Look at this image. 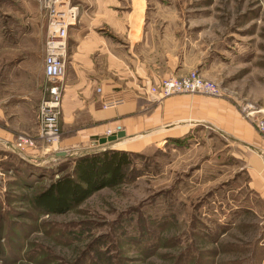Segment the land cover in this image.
<instances>
[{
    "label": "rangeland",
    "instance_id": "374dc122",
    "mask_svg": "<svg viewBox=\"0 0 264 264\" xmlns=\"http://www.w3.org/2000/svg\"><path fill=\"white\" fill-rule=\"evenodd\" d=\"M26 1L0 0V38L10 40V15L26 11ZM29 1L47 18L49 33L45 0ZM67 1L59 3L64 9H77L78 24L81 10L88 5L82 0ZM134 1L143 9L144 0H126L125 11L135 10ZM145 1L148 12L177 15L176 34L169 30L164 41H170L165 46L174 49L171 53L192 49L210 55L206 67L210 76L193 71L219 84L222 95L237 97L235 92L251 86L241 60L247 62L256 54L259 62L264 59V0ZM47 39L42 52H18L19 59L22 54L34 62L41 55L45 59ZM250 47L258 52H251ZM3 54L9 60L14 53ZM148 107L149 116L154 102ZM62 115L63 99L62 134L53 151H66L73 145L87 146V153L97 151L90 141L98 142V137H79L78 143L63 144L81 133H68ZM124 127L111 124L105 137ZM175 131L152 132L107 146L130 154L123 181L97 191L66 213H50L36 199L59 178L72 174L80 156L61 160L52 153L47 162L33 163L0 145V264H264V200L250 190L248 175L242 170L246 163L241 154L248 149L217 128L196 127L179 139L158 140L179 133ZM29 137L37 140V135ZM50 147L38 141L27 152L46 157L44 152Z\"/></svg>",
    "mask_w": 264,
    "mask_h": 264
},
{
    "label": "crops",
    "instance_id": "0c3cea01",
    "mask_svg": "<svg viewBox=\"0 0 264 264\" xmlns=\"http://www.w3.org/2000/svg\"><path fill=\"white\" fill-rule=\"evenodd\" d=\"M81 2L88 6L81 10L79 23L69 30L62 115L68 133L74 130L81 134L63 144L69 146L84 137L101 139L107 128L116 123L126 127L122 130L129 140L175 130L179 133L158 140L179 139L196 127L217 128L248 149L241 154L246 163L242 170L248 175L250 190L264 200V138L252 121V116L264 117V59L259 62L256 54L246 62L242 57L243 74L251 86L235 92L237 97H227L225 92L217 98L196 94L154 101L147 94L148 89L163 79L183 77L195 69L210 76L206 71L210 55L205 51L196 54L192 49L171 53L174 49L165 46L170 41H164L169 30L176 34L178 17L175 13L148 12L145 0L143 9L134 1L133 12L125 11L126 0ZM30 5L28 0L23 6L26 11L11 13L10 40L0 38V145L13 154L17 153L12 148L15 137L37 135L36 114L46 85L44 56L38 62L27 54L20 59L18 56V52H42L43 41L48 37L47 18ZM33 39L37 40L35 45L31 43ZM251 48V52H258ZM4 51L14 53L13 57L6 60ZM113 99L124 102L116 108H105V103ZM149 102H154V107L148 116ZM240 108L250 111L244 114ZM90 144L98 147L97 151L110 148V144L105 147L93 140ZM64 150L59 152L67 153L59 157L61 160L84 155L87 146L73 145ZM44 153L48 156L37 151L17 155L28 162L45 163L52 153L48 149Z\"/></svg>",
    "mask_w": 264,
    "mask_h": 264
},
{
    "label": "built area",
    "instance_id": "2783aa9c",
    "mask_svg": "<svg viewBox=\"0 0 264 264\" xmlns=\"http://www.w3.org/2000/svg\"><path fill=\"white\" fill-rule=\"evenodd\" d=\"M59 1H43L45 8L49 11V33L44 59L46 85L38 112L37 140L29 136H18L13 142L12 148L20 154H26L28 149L35 148L38 141L51 146L49 148L51 153H59H55L53 150L56 149L54 147L59 143L62 134L60 117L64 92L63 82L67 72L68 33L70 28L77 24L78 18L76 8L64 9L65 6L62 7V3ZM65 3L68 4V1ZM147 94L156 101H161L172 96L187 94L221 97L222 91L217 83L205 79L197 71H191L183 77L163 79L158 85L151 86ZM120 101L121 99L107 101L104 107L116 108L122 105L123 102ZM252 119L256 130L264 138V117L252 116ZM108 136H112L111 133Z\"/></svg>",
    "mask_w": 264,
    "mask_h": 264
},
{
    "label": "trees",
    "instance_id": "16d2710c",
    "mask_svg": "<svg viewBox=\"0 0 264 264\" xmlns=\"http://www.w3.org/2000/svg\"><path fill=\"white\" fill-rule=\"evenodd\" d=\"M129 156L117 149L81 155L75 159L72 174L59 178L37 197L38 205L50 213L71 211L97 191L121 184Z\"/></svg>",
    "mask_w": 264,
    "mask_h": 264
},
{
    "label": "water",
    "instance_id": "95a60500",
    "mask_svg": "<svg viewBox=\"0 0 264 264\" xmlns=\"http://www.w3.org/2000/svg\"><path fill=\"white\" fill-rule=\"evenodd\" d=\"M126 138H127L126 132L125 131H120L116 135H113V136H110V137L101 138L98 141V144H101L102 146H105V145H108V144L119 143L120 141L126 140ZM95 144H97V143H94V145ZM66 154H67L66 152L56 153V154H54V156H55V158H59V157H64Z\"/></svg>",
    "mask_w": 264,
    "mask_h": 264
},
{
    "label": "bare ground",
    "instance_id": "6f19581e",
    "mask_svg": "<svg viewBox=\"0 0 264 264\" xmlns=\"http://www.w3.org/2000/svg\"><path fill=\"white\" fill-rule=\"evenodd\" d=\"M67 0H62V2H66ZM73 11V10H72ZM123 144V143H122ZM122 146V145H121ZM125 146V145H124ZM119 148V147H118ZM120 149V148H119Z\"/></svg>",
    "mask_w": 264,
    "mask_h": 264
}]
</instances>
